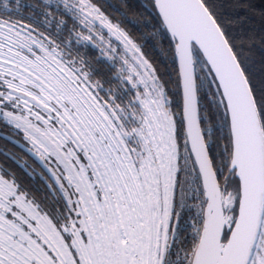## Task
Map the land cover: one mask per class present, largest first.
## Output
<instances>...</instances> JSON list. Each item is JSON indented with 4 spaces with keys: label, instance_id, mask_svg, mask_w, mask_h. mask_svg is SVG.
Listing matches in <instances>:
<instances>
[{
    "label": "snow or ice",
    "instance_id": "obj_1",
    "mask_svg": "<svg viewBox=\"0 0 264 264\" xmlns=\"http://www.w3.org/2000/svg\"><path fill=\"white\" fill-rule=\"evenodd\" d=\"M149 15L175 79L99 0H0V264H264V60L216 0Z\"/></svg>",
    "mask_w": 264,
    "mask_h": 264
},
{
    "label": "trees",
    "instance_id": "obj_2",
    "mask_svg": "<svg viewBox=\"0 0 264 264\" xmlns=\"http://www.w3.org/2000/svg\"><path fill=\"white\" fill-rule=\"evenodd\" d=\"M99 2L112 19L120 21L121 27L142 45L161 77L164 80H168L169 76L175 79L171 59L163 54L158 44V37L153 35V19L149 15L150 0H99ZM20 3L35 5L37 0H20ZM216 3L228 31L235 37L237 44L243 43L245 55L253 62V71H258L261 67L260 61L264 60V43H261V37H264V0H216ZM21 13L27 16L28 9L22 7ZM89 58H92L91 50H89ZM0 132L11 135L7 129H0ZM0 149L21 154L14 144L3 138H0ZM0 163L15 168L12 161L2 155H0ZM16 171L26 186L36 191L37 195L43 194L38 176L30 179L19 169Z\"/></svg>",
    "mask_w": 264,
    "mask_h": 264
}]
</instances>
